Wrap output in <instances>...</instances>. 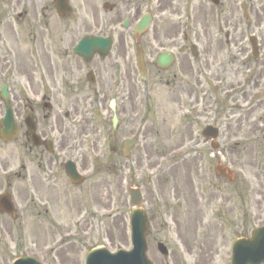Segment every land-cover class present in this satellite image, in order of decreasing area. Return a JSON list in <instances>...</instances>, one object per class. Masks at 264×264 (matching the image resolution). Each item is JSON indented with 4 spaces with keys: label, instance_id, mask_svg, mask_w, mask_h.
Returning a JSON list of instances; mask_svg holds the SVG:
<instances>
[{
    "label": "rangeland",
    "instance_id": "374dc122",
    "mask_svg": "<svg viewBox=\"0 0 264 264\" xmlns=\"http://www.w3.org/2000/svg\"><path fill=\"white\" fill-rule=\"evenodd\" d=\"M71 1L77 11L82 0ZM159 1L149 0L147 6L152 21L143 34L150 35V39L153 35L167 38L175 31L169 17L173 15L177 0L165 11L161 9ZM243 1L246 2L249 17L243 14ZM13 2L7 3L3 9L5 19H10V23L7 22L5 26L6 49L17 46L18 37L22 44L21 55L29 47L26 36H18L14 26L10 25L15 24L12 20L20 12H27L24 16L28 24V19H33L34 33H47L43 36L44 40H47L50 33L46 28L51 18L54 20L51 26L53 34L55 31L56 34L63 33V22L57 17L53 0H17L16 8ZM210 2L197 0L195 4L197 12L203 5L202 16L197 13L195 17L197 22L201 21L199 24H203L202 17L208 15L207 23L210 24L212 39L210 44L208 41L198 43V65L193 62L195 66H203L208 59L212 71L219 69L222 72L220 78H207L206 82L210 85H205V81L199 82L198 93L201 87L206 88L205 95L209 91L210 99L207 101L200 99L196 105L191 104L186 97L180 101L174 85L166 84V78H173L178 63L168 72H160L152 64L154 56L146 53L148 79L144 82L136 65V57H133L132 76H127L129 73L123 63L116 66V70H122L125 76L124 86L119 88L117 111L119 113L125 108L121 112L126 115L121 114L125 122H120L119 130L113 133L109 101L112 93L117 92L118 95V85L116 90L109 89L110 78H105L115 72L112 64L104 68L102 80L105 85L101 103L97 105L92 103L93 97L90 99L82 94L88 92L89 96L94 95L93 90L63 88L65 77L70 75L54 70L56 83L61 86V93H64V103L53 107V121H49V124H61L65 128L68 136L65 159H74L80 169L84 166L87 180L78 186L69 182L68 192L60 189L52 202L47 203L50 212H43L37 217L36 230L23 223L20 236L12 234L13 239L20 238L15 242L21 246V251L6 249L9 258L15 257L14 252L17 255L19 252H33L41 264H84L86 253L94 247L105 246L111 251L129 248L131 239L128 215L132 205L128 190L131 186L140 188L142 193V207L150 220L148 255L155 264H214L210 248L202 251L204 258H200V262L182 260V242H191V245L197 247L202 243L204 247H210L211 237L206 238L203 233H199L196 239L195 227L200 226L201 221L206 226H224L223 232L218 230L219 234L211 236H226L229 242L241 235L243 218H248L251 224L264 223V0H220L218 10L225 12L220 23L213 20L215 6ZM24 26L25 21L23 29ZM196 27L201 34L203 25ZM41 29L43 32H40ZM251 36L257 38L259 57L252 54L249 41ZM55 38L59 39V36ZM78 39L75 37L61 45L57 41L53 46L58 57H52V64L56 66V60L63 62L60 63L62 68H69L73 72L70 86H75L80 75V59L70 56V49ZM66 45L68 57H62ZM67 59L71 60L64 62ZM7 62L11 63L13 59L7 57ZM81 72L84 73V68ZM216 87H220V90ZM122 95L127 99L122 100ZM38 108L42 119L48 110ZM196 111L201 116H197ZM45 119L44 122L48 124L49 119ZM207 123L220 129L221 154L213 150L210 141L201 136ZM132 135L138 136V143L131 154L124 157L121 153L122 141ZM112 147H117V151L113 152ZM217 156H223L224 163L235 171L237 181H241L235 186L242 191L235 192L236 195L230 191L227 205L220 200H213L201 208L195 204L193 181H199L205 186L207 181L219 180L214 171ZM255 190L258 191L256 198L260 206V219L257 221L254 210L248 206L249 199H254ZM205 194L208 199L209 193ZM66 195H69V202H58L64 200ZM240 202H244L243 208ZM38 204L41 205L39 201ZM24 209L26 207L23 204ZM201 209L207 210L208 214L203 216ZM219 210H223L220 218ZM211 211L215 215L211 216ZM27 217L26 222L29 220ZM211 218L213 221L209 224ZM12 242L14 246L15 242ZM158 242L165 243L170 251L164 261L157 247ZM31 243L36 244V249L32 251L26 247Z\"/></svg>",
    "mask_w": 264,
    "mask_h": 264
},
{
    "label": "flooded vegetation",
    "instance_id": "af4514ba",
    "mask_svg": "<svg viewBox=\"0 0 264 264\" xmlns=\"http://www.w3.org/2000/svg\"><path fill=\"white\" fill-rule=\"evenodd\" d=\"M12 1H14L12 4L17 2V0ZM12 1L0 0V248L4 251L6 249L20 251L21 246H17V242H15L16 239L19 240L20 238L13 239L12 234L19 237L23 223L25 226L36 230L38 228L37 217L43 212L46 214L50 212V205H47V203L52 202V198L59 194L60 189L68 192L67 184L71 180L67 176L64 166L66 159H69H65L68 136L61 124H49V121H53V116L51 115L53 107L64 103V93H61V86L56 83L54 70H60L64 74L70 75L65 77V87L63 88L93 90L94 95L89 96L88 92L82 94L84 97H89L90 99L93 97L92 103L96 105L97 103H101L102 100L103 87L105 85V82L102 80L104 78L102 76L103 72H105L104 68L112 64L111 66L115 69L113 75L106 76L105 78L106 80L110 78V88L114 83L118 85V95L116 97L119 99V88L122 85L124 86L125 76L122 70H116V66H121L123 63L125 70L129 73L127 76H132L133 57H137L139 53L142 54L144 60L146 53L147 55L154 56V59L163 50L174 53V63L171 67L178 63L176 67L178 69L174 70L173 78H166L165 82L167 85H174L178 95L177 98L180 101L183 97H186L193 105L198 104L200 99H204V101L210 99L209 91L205 95L206 88L201 87V91L198 93L199 82L205 81V85H210V83L206 82L207 78H220L222 76V72L219 69L216 71L211 70L207 63L208 59L203 66H195L193 64L195 62L198 65L196 62L197 58H194L191 54V47L201 41H208L210 44L212 39V33L209 32L210 24L207 23L208 15L205 14L202 17L203 24H199L201 21L197 22L195 19L197 13L201 16L203 14V5L199 7V12L196 11L197 7L195 10L197 0H177L173 15L169 17L173 21L175 31L172 36L166 35L167 38L153 35L150 39V35L146 33L137 35L134 32L135 22L139 19L143 8L148 6L149 0H141V2L140 0H95L94 3L82 0L77 11L72 4L73 11L71 14L61 16L56 12L58 19L63 22V33L56 34L57 31H55V34H53L51 26H53L54 20L51 18V23L48 22L46 28L50 31L47 35V40L43 39V36L47 33L44 35L34 33L33 19L29 18L28 24L24 16L27 12L24 11V14L19 18H13L12 22L15 23L14 25L10 24L14 26V31L18 36L22 37L24 34L29 41V47H27L24 55H21L22 44L20 37H18L19 44L17 46L6 49L4 40L5 26L7 22L10 23V19H5L3 9L7 3L10 4ZM174 1L160 0L159 5L165 11L173 6ZM219 1L212 0L210 3L215 6V13L212 14L214 16L213 20L220 23L224 18L225 12L218 10ZM53 5L55 7L54 0ZM16 6L17 4L14 5V8ZM69 20L72 22H66ZM126 20H128V24L124 25ZM23 21H25L24 29L22 28ZM198 25H203V28L201 27L202 35L197 31L196 26ZM40 32H43V29ZM57 36H59V39L55 38ZM87 36L110 37L112 41L111 52L107 57L96 53L87 62L82 57L74 55L71 51L70 56L79 58L81 63H79L80 67H78V74H80L77 77L78 80L75 82V86H70V82L73 81V72L69 68L64 70L60 65L63 62L56 60V66L52 64V57H58L55 54V50H53L54 43L59 41V45H61L64 42L72 41L75 37H78V41H80ZM38 37H41V39H38ZM59 50L60 47L58 48ZM67 50L68 47L66 45L64 46L62 57H68ZM7 52L9 53L8 55ZM7 57H11L13 62L8 63ZM69 60L71 59H67L64 62H69ZM152 64L154 65V60ZM145 65L147 68L146 60ZM154 67L164 73L168 72L171 68L163 70L157 68L155 65ZM83 68L84 73L81 72ZM216 89L220 90V87H216ZM5 94L9 96L13 117L17 124V133L9 140H5L1 136L4 127L2 120L6 114ZM82 94L81 97H83ZM125 98L124 95L121 96L122 100ZM117 99L115 103L116 114L114 113L117 118L115 121L112 119V122L114 121V125L112 123V132L119 130L118 127L121 126L120 122H125L122 121L121 116V111L125 108L121 109L118 113ZM38 107H42L43 111L48 110V114L42 116V119L39 117L38 111L40 109ZM196 112L197 116H201L198 111ZM46 117L47 120L49 119L48 124L44 122ZM27 119L32 125V129L27 127ZM209 124L211 123H207L205 126ZM116 134L119 137L118 133ZM205 140L208 141L207 139ZM122 145L123 141L121 149ZM113 149L114 152L117 151V147H113ZM219 149L220 146L213 150L221 154L222 152H219ZM215 161L216 165H227L224 163L223 156L215 157ZM78 170L84 174V166L82 169L78 167ZM216 178L221 181H207L208 184L205 186L199 181H193L194 200L197 206L202 208L209 201L213 200H220L227 205L230 201V191L234 195H236L235 192L240 193L242 191L238 186H235L238 182H241L237 181V176L233 181L217 175ZM86 180L87 178L85 177L84 181ZM204 191L209 193L208 199L205 197ZM257 192L255 190L253 194L254 199H249L248 201L249 208L254 210L255 221L260 219L258 215L260 206L256 198ZM68 196L66 195L64 200L60 199L58 202H69ZM38 201L41 203L40 206ZM23 204L26 207L24 210H22ZM240 204L242 208L245 206L244 202H240ZM200 212L203 216L208 214V211L205 209H201ZM27 213H29L28 217ZM219 213L218 218L221 217L223 210H219ZM209 214L211 216L215 215L212 211ZM26 217L27 219L29 218V223L25 221ZM212 221L213 218H211L209 224ZM241 224V236L250 235L256 227L260 226V223L251 224L248 218H243ZM224 229L225 227L220 224L206 226L201 221V225L195 227L196 239L200 236L199 233H203L206 238L211 237L210 247H204L201 245L202 243L198 244L197 247L191 245V242H182V260L184 259L186 262L189 259H193L196 262H200V258H204L202 251L205 248H210L209 253H211V259L214 260V264H231L233 243L229 242L226 236H211V234H219L220 230L223 232ZM12 241L15 242L14 246L12 245ZM195 253L196 256L194 257ZM0 260L6 263L9 261V258L6 254H3ZM164 260L165 257L162 258V261Z\"/></svg>",
    "mask_w": 264,
    "mask_h": 264
},
{
    "label": "water",
    "instance_id": "95a60500",
    "mask_svg": "<svg viewBox=\"0 0 264 264\" xmlns=\"http://www.w3.org/2000/svg\"><path fill=\"white\" fill-rule=\"evenodd\" d=\"M57 10L61 13H67L71 11L68 0H55ZM149 17H147L140 25L139 33L144 32L149 25ZM84 43H80L76 46L75 51L86 58H91L92 54L96 50H100L105 56L110 49L111 42L109 39H103L99 37L88 38ZM90 46V47H89ZM254 50L256 47L254 44ZM257 54V52H256ZM173 63V57L164 52L160 53L155 61V64L161 68H168ZM139 67L143 79H146V73L143 66V61L139 58ZM5 128L2 134L5 138H11L16 133V124L13 119V114L10 105H7V114L3 119ZM30 126V124H28ZM31 127V126H30ZM206 136H217L215 128H208L205 131ZM135 143V139L127 140L124 145V155H128L131 146ZM218 173L233 180L231 170L217 166ZM67 173L73 182H80L79 175L75 169L73 162L68 163ZM132 203L137 206L142 205V195L138 188H132L130 190ZM148 219L146 212L143 208H135L131 213V234L133 239V249L129 252L118 251L115 254L110 253L105 248H99L92 250L87 257L86 264H153L146 256L147 243L146 235L148 232ZM159 249L162 253L167 254V247L160 243ZM264 261V226L257 229L252 238H240L236 240L233 249V262L232 264H260ZM14 264H40L39 261L31 258H21Z\"/></svg>",
    "mask_w": 264,
    "mask_h": 264
}]
</instances>
